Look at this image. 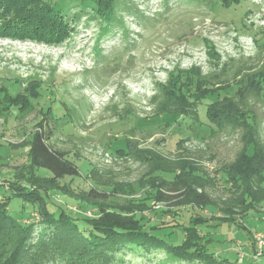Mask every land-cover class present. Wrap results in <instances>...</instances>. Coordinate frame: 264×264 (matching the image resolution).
Masks as SVG:
<instances>
[{
  "label": "rangeland",
  "instance_id": "374dc122",
  "mask_svg": "<svg viewBox=\"0 0 264 264\" xmlns=\"http://www.w3.org/2000/svg\"><path fill=\"white\" fill-rule=\"evenodd\" d=\"M67 5L69 19L76 16L61 43L0 37V200L11 193L6 188L15 169L30 163L27 141L43 117L50 144L66 151L79 169L62 182L88 188L90 169L97 166L121 182L113 193L121 203L152 190L149 166L136 153L150 148L172 156L168 141L175 142L178 127L186 129L182 137H190L183 143L189 157L210 171L232 161L243 145V130L233 122L201 130L178 120L153 119L159 84L193 66L217 85L234 84L232 104L251 110L264 139V96L250 81L254 74H264V0H118L111 20L95 13L92 0ZM36 80L38 98L25 92L29 81ZM32 105L35 110L23 111ZM35 173L52 175L43 167ZM217 187L212 192L220 196L224 188ZM163 188L169 195L180 191L174 184ZM55 194L59 197L53 196L52 210L56 205L77 207L80 211L72 210L81 215L89 210L63 192ZM177 199L161 204L178 212L174 220H164L161 212L139 214L145 217V228L164 220L165 226L152 231L178 245L188 220L201 215L197 227L211 251L241 264H264V254L255 259L251 244V235L264 230V203L241 221L219 217L213 206L179 208ZM8 206L22 221L39 210L23 196H13ZM173 258L162 251H128L118 264H188Z\"/></svg>",
  "mask_w": 264,
  "mask_h": 264
},
{
  "label": "trees",
  "instance_id": "16d2710c",
  "mask_svg": "<svg viewBox=\"0 0 264 264\" xmlns=\"http://www.w3.org/2000/svg\"><path fill=\"white\" fill-rule=\"evenodd\" d=\"M71 1L76 0H0V37L61 43L68 37L69 25L76 16L71 15L69 19L67 4ZM92 1L97 4L95 13L112 19L118 0ZM250 81L264 96V74L256 73ZM37 82L29 81L25 88V92L29 91L35 98L39 97L37 87L40 83ZM233 85L229 82L217 85L194 66L177 70L166 83L159 84L153 119L178 120L189 128L201 130L233 122L243 130V145L232 161L212 172L189 157L183 143L190 137H182L186 129L178 127L180 135L173 136L175 142L168 141L172 156L150 148L136 153L139 160L149 166L147 177L152 180V190L138 198H127L125 203L113 198L121 182L111 171L106 174L97 166L90 169L88 188L73 186L72 181L62 182L65 176L78 175L79 169L66 157V151L50 144L49 134L44 133L46 117H43L27 141L31 146L30 163L15 169L14 179L6 188L11 193L0 200V264H118L123 262L122 256L128 251L147 255L162 251L174 257L173 260L188 264H241L220 257L203 243L204 234L197 227L204 219L201 215L188 220L184 227L185 239L178 245L152 231L165 226L166 217L174 220L178 215L173 208L161 205L170 197H178L175 202L179 208L213 206L219 217L232 220L239 217L243 221L251 210L261 209L264 203V139L251 110L232 104ZM223 108L226 111H222ZM32 110H35L33 105L23 109L26 113ZM129 148L127 146V152ZM38 167L49 169L52 175H37ZM164 184H174L180 191L169 195L163 190ZM218 185L224 188L220 196L212 192L218 190ZM59 191L72 197L79 207L94 211V215L88 216L86 211L76 214L71 208L59 205L56 211L52 210L50 204H55L53 196L59 197V194L55 196ZM13 196H23L39 210L35 208V215L23 221L15 218L8 206ZM147 201L153 202L154 207ZM154 211L161 212L163 224L146 229L145 217L139 214ZM173 226H179V222ZM251 244L255 254L254 235H251Z\"/></svg>",
  "mask_w": 264,
  "mask_h": 264
},
{
  "label": "built area",
  "instance_id": "2783aa9c",
  "mask_svg": "<svg viewBox=\"0 0 264 264\" xmlns=\"http://www.w3.org/2000/svg\"><path fill=\"white\" fill-rule=\"evenodd\" d=\"M72 209L74 211H80L77 209V207H72ZM94 211H86L85 214L88 216H93L94 215ZM254 241H255V245H256V252H255V259H257L258 257H261L264 254V230L260 231V232H256L254 234Z\"/></svg>",
  "mask_w": 264,
  "mask_h": 264
}]
</instances>
